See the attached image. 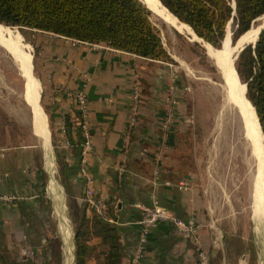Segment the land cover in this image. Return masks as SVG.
Instances as JSON below:
<instances>
[{"label":"crops","instance_id":"0c3cea01","mask_svg":"<svg viewBox=\"0 0 264 264\" xmlns=\"http://www.w3.org/2000/svg\"><path fill=\"white\" fill-rule=\"evenodd\" d=\"M31 31L30 43L37 49L36 68L43 85L45 111L40 96L39 104L48 125L46 143L45 136L40 137L33 128L43 143L44 165L53 173L52 161L46 165L51 155L50 135L67 140L72 147L79 139L81 116L73 94L82 88L88 99L92 144L86 166L93 180L90 185L95 196L102 198L104 209L99 213L95 206L86 202L81 160L77 163L74 149H70L64 154L67 163L74 166L70 172L73 198L78 204H86V218L90 226L95 212L102 216L105 214L107 202L109 222L116 227L121 243L120 264H131L138 246L139 227L136 222L141 213L136 204L149 203L153 191V154L156 160L163 157L164 169L170 172L168 177L174 184L156 190L159 202L179 217L197 216L198 238L208 251L211 264H228L230 256L235 258L236 245L248 239L251 227L255 235L254 225L258 219L250 210L247 181L241 165L231 164L233 167L230 165L228 170L225 164L219 163L208 170L200 158L192 157L188 147L182 148L179 157L180 148L175 147L174 141L189 137L183 132L184 127L178 126L187 120L180 121L179 116L170 117L173 130L166 142L168 146L160 151L157 142L163 139L160 130L166 117L162 116L154 100L138 103L137 122L134 126L129 125L134 87L142 78L153 74L149 62L152 60L113 49L105 43L91 44L50 32ZM62 146L65 147L64 142ZM32 152L26 146L16 149L0 147V194L25 196V199L11 203L0 202V243L6 250L14 247L19 252L30 250V260L28 256L22 257L24 264H40L42 251L48 256L44 245L48 231L56 227V220L64 240L69 231L68 219L61 210L63 204L59 186L51 179L48 189L52 197L44 194L46 186L42 184L41 175L46 168H41L44 172L33 168L35 155ZM122 166L125 167L124 174L117 175ZM181 177L187 182L183 190L175 186ZM42 196L51 200L49 212L44 208ZM246 205L249 211L247 218L244 214ZM57 206L59 213L55 212ZM238 220L242 221V233L239 235L236 233ZM86 243L92 250L86 264H101V254L106 250L101 237L91 233ZM245 260L246 255L242 254L241 261ZM69 262L66 256L64 264ZM195 263L193 243L167 223L151 230L140 261V264ZM72 264H75L74 254Z\"/></svg>","mask_w":264,"mask_h":264},{"label":"rangeland","instance_id":"374dc122","mask_svg":"<svg viewBox=\"0 0 264 264\" xmlns=\"http://www.w3.org/2000/svg\"><path fill=\"white\" fill-rule=\"evenodd\" d=\"M155 24L160 29L163 46L170 58L166 61H149L152 65L151 70L153 74L151 73L149 78H142V81L135 86L139 92L140 102L138 103H148L150 100H154L158 103L159 111L162 116L166 117L168 115L172 119L179 116L180 121L183 119L187 120L185 123L180 122L178 124L180 128L184 127L183 132L189 134V137L185 138V140L180 138L178 141H174L175 147L180 148V155L178 156L181 157L182 148L188 147L191 149L190 152L193 158L195 157L198 160L200 158L207 169L212 170L214 165H219L218 147L221 145L219 134L221 130L218 129L220 125L218 114L220 112L222 93L218 85H222L223 82L220 78V70L215 59L208 55V47L214 51L221 50L222 48L226 50V52L230 51L231 54L229 59H233L235 66L236 53H238L243 45L252 43L246 42L239 47L236 46L239 38L248 30L241 36L239 35L240 37L236 36V27L234 23L231 22L228 24L226 36L222 45L214 47L206 43L203 39V41L194 40L191 33L176 31L173 27L165 24L158 18L155 20ZM260 24H264V14L257 17L251 23L250 28ZM0 29L6 35L15 37L31 55L32 72L38 82L40 103L44 109L43 85L36 68V50L30 43L32 31L28 29H19L17 27H5L3 24L0 25ZM225 40L226 45L222 47ZM234 70L239 85L243 87L244 84L239 80L240 78L237 76L236 68ZM171 87L175 88L176 91L173 88L171 89ZM26 91V82L21 73L17 69H13L6 65L0 58V147L9 146L12 149H16L17 147L26 146V148L33 151L32 154L35 155L33 168H38L40 170L46 168V172L41 175L42 184L46 186L44 193L46 196L52 197L48 189V186L50 188L51 179L59 186L63 204L61 208L62 214L67 217L69 222L68 237L64 234L66 239H63L62 234L59 229H57L58 223L56 220L55 229L48 231L47 239H49L48 242L50 243L46 242L44 246L46 247L49 260L47 264H64L66 256L70 260L69 264H72L73 254L75 259L76 249V217H72L69 214L70 206L67 203L65 191L61 183L62 175L60 169L65 162H68L64 154L65 151L73 149L74 147H72L70 143H67V140L57 139L50 135L49 145L51 148V155L50 159L46 161V165L50 160L52 161L53 173L47 169L42 159L44 153L41 150L43 147L42 140L38 138L33 131L31 110L25 104L22 96ZM154 95L156 97H154ZM172 124L173 121L170 123V134L173 130ZM232 125L234 126V122ZM47 126L46 124L45 143L47 138ZM160 133L162 134V128ZM227 133L232 135L230 130H227ZM167 140H158L157 145L161 147L160 151L165 150L168 146H166ZM62 141L65 147L62 146ZM147 154L150 153L147 152ZM236 156H238V154H236ZM153 157V170L156 166L166 168L162 156L158 157L157 160L154 154ZM238 163L244 168L241 159H238ZM124 169V166L120 167L117 175L122 176L124 174ZM43 170L41 172H44ZM96 196L99 197L98 195ZM57 207L55 212L59 211V206ZM244 214L246 218L247 214L249 215L247 205L245 206ZM246 221L248 222L249 219ZM238 224L239 226L236 230L237 235L242 233V221L238 220ZM256 233L258 234L257 237L256 234L254 235L252 232L251 227V234L249 233L247 236L248 239L236 245L238 247L234 250L236 257L232 258L230 256V258H228V260L230 259L228 264H264V232L260 229H256ZM236 238L238 239L239 237ZM17 249L16 247L9 250L7 249L4 253L11 262L15 264H24L22 259L23 256H28L29 260L31 259L32 253L30 250L19 252ZM68 250H70V252H68ZM45 254L44 252V256L46 257ZM242 254L246 255V260L244 262L241 261ZM42 260L43 259H41V262Z\"/></svg>","mask_w":264,"mask_h":264},{"label":"trees","instance_id":"16d2710c","mask_svg":"<svg viewBox=\"0 0 264 264\" xmlns=\"http://www.w3.org/2000/svg\"><path fill=\"white\" fill-rule=\"evenodd\" d=\"M156 1L162 9L167 7L172 17L180 20L179 25L214 47L222 45L230 19L236 27L235 35L241 36L257 17L264 14V0ZM156 19L140 0H0V25L5 27L35 29L91 44L105 43L113 49L146 59L166 61L170 56L163 46ZM235 68L239 80L246 83L245 95L257 115L256 125L264 148V28L255 44H247L238 53ZM82 141L79 134L73 148L77 163L81 160ZM73 168L65 162L60 173L70 206L69 214L76 217L75 264H86L91 255L92 250L86 243L91 233L100 236L102 245L106 246L101 254V264H120L121 243L116 227L109 222L107 202L105 214L102 216L95 212L90 226L86 218V204H78L73 198L70 176ZM41 200L49 212L51 200L43 196ZM5 252L0 243V264H15ZM46 257L42 251L40 264L49 263Z\"/></svg>","mask_w":264,"mask_h":264},{"label":"bare ground","instance_id":"6f19581e","mask_svg":"<svg viewBox=\"0 0 264 264\" xmlns=\"http://www.w3.org/2000/svg\"><path fill=\"white\" fill-rule=\"evenodd\" d=\"M145 2L161 14L163 19L174 29L179 32L191 33L194 40H199L193 31L191 32L186 27L179 25L178 22L180 21L172 17L167 9L164 7L162 9L159 2L161 6L156 0H145ZM262 25L251 27L239 38L236 46L239 47L246 42H253L257 38ZM225 45L226 40L222 47ZM208 48V55L215 59L223 82L222 85H218L222 93L218 114L221 125L218 128L221 130L219 133L221 145L218 147L219 163L221 165L225 164L224 167L228 169V167L230 168L238 163V159H241L242 165H244L241 170L243 169L247 181L249 201L251 202L250 210L258 218L254 226L257 230L260 229L264 232V148L256 125L255 110L245 95V84L242 87L238 83L234 61L229 59L230 51L226 52L223 48L214 51L210 47ZM0 58L6 65L17 69L23 76L27 91L22 96L25 104L31 110L33 128L40 137L45 136L46 124L39 104L40 90L38 82L32 72V57L15 37L6 35L1 29ZM227 130H230L232 135L228 134ZM226 172L228 171L226 170Z\"/></svg>","mask_w":264,"mask_h":264},{"label":"built area","instance_id":"2783aa9c","mask_svg":"<svg viewBox=\"0 0 264 264\" xmlns=\"http://www.w3.org/2000/svg\"><path fill=\"white\" fill-rule=\"evenodd\" d=\"M175 91L176 89L173 88ZM73 97L78 106V111L81 116L79 123L80 135L83 139L81 145V165L80 172L82 176L85 177L86 189H85V200L90 204V206H95L97 212L102 213L104 209V202L102 198L96 197L95 192L91 187L92 178L88 175L87 170V158L91 150V133L90 124L88 121V99L82 88L75 91ZM139 101V92L137 87H134L132 94V103L129 116V125L134 126L137 122V104ZM175 103V101L173 100ZM170 135V117L167 115L162 124V138L167 140ZM166 169L161 166H156L153 170L152 186L153 191L150 194L149 203H138L136 208L141 213L140 218L136 222L139 227V238L138 246L132 257L131 264H140L141 259L144 256V246L147 242L148 236L151 230L159 224L167 223L172 225L178 232L186 235L189 240L193 243L195 253H196V263L195 264H211V257L208 251L203 247L202 243L198 238V220L195 214L186 215L184 217H179L173 214L166 206L159 202L156 190L160 187L173 186ZM175 186L178 189H186L187 182L184 178H180ZM25 199V196L19 194H0L1 203H11L17 200Z\"/></svg>","mask_w":264,"mask_h":264},{"label":"water","instance_id":"95a60500","mask_svg":"<svg viewBox=\"0 0 264 264\" xmlns=\"http://www.w3.org/2000/svg\"><path fill=\"white\" fill-rule=\"evenodd\" d=\"M142 3H144L145 4V6L156 16V18H158V19H160L162 22H164L165 24H168L169 25V23L168 22H166L164 19H163V16L161 15V14H159L155 9H153V8H151L150 6H148V4H146V2H145V0H140ZM160 1V0H159ZM161 2V1H160ZM162 3V2H161ZM233 5L235 6V3H234V1H233ZM166 9H167V7H166ZM168 10V9H167ZM171 13V12H170ZM172 14V13H171ZM177 18V17H176ZM178 19V18H177ZM179 20V19H178ZM180 21V20H179ZM232 22V19H230L229 20V23H231ZM228 23V24H229ZM4 25V24H3ZM228 26V25H227ZM172 27V26H171ZM264 28V24L261 26V28H260V30H259V33H258V36H257V38L259 37V34H260V32H261V30ZM176 30V29H175ZM177 31V30H176ZM195 34V33H194ZM195 36L199 39V40H202L201 38H199L196 34H195ZM257 38L252 42V44H255V42H256V40H257ZM203 41V40H202ZM246 45H243L240 49H239V51H238V53L245 47ZM238 53L236 54V56H235V59L237 58V56H238ZM237 72V71H236ZM245 84V88H247L246 87V83H244ZM255 234H256V237L258 236V234L255 232Z\"/></svg>","mask_w":264,"mask_h":264}]
</instances>
